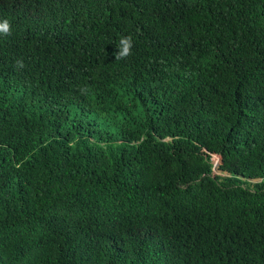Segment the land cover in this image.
Listing matches in <instances>:
<instances>
[{"label":"trees","instance_id":"1","mask_svg":"<svg viewBox=\"0 0 264 264\" xmlns=\"http://www.w3.org/2000/svg\"><path fill=\"white\" fill-rule=\"evenodd\" d=\"M5 20L0 264H264V0H0Z\"/></svg>","mask_w":264,"mask_h":264},{"label":"clouds","instance_id":"2","mask_svg":"<svg viewBox=\"0 0 264 264\" xmlns=\"http://www.w3.org/2000/svg\"><path fill=\"white\" fill-rule=\"evenodd\" d=\"M9 31H10V25L7 20H5L3 23H0V34L7 35L9 34ZM132 48H133L132 38L130 36L122 37L117 46L116 55L119 58H126L132 54ZM17 66L23 67L22 61H17Z\"/></svg>","mask_w":264,"mask_h":264},{"label":"rangeland","instance_id":"3","mask_svg":"<svg viewBox=\"0 0 264 264\" xmlns=\"http://www.w3.org/2000/svg\"><path fill=\"white\" fill-rule=\"evenodd\" d=\"M218 158H219L218 156H213L214 163H216V162L219 161ZM214 173H215V174H224V173L218 171L217 168L214 169ZM250 181H251L252 183H254V182H256L257 180H250Z\"/></svg>","mask_w":264,"mask_h":264},{"label":"water","instance_id":"4","mask_svg":"<svg viewBox=\"0 0 264 264\" xmlns=\"http://www.w3.org/2000/svg\"><path fill=\"white\" fill-rule=\"evenodd\" d=\"M218 160H219L218 162L214 163L215 166H217L218 164H220V162H221V157H219Z\"/></svg>","mask_w":264,"mask_h":264}]
</instances>
